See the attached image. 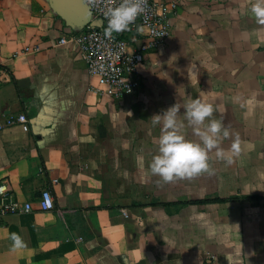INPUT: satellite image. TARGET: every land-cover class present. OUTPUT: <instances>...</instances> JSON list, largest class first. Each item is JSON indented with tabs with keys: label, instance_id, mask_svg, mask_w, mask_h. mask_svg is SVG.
I'll return each instance as SVG.
<instances>
[{
	"label": "crops",
	"instance_id": "0c3cea01",
	"mask_svg": "<svg viewBox=\"0 0 264 264\" xmlns=\"http://www.w3.org/2000/svg\"><path fill=\"white\" fill-rule=\"evenodd\" d=\"M154 1L169 34L146 52L137 86L112 98L92 89L73 43H56L82 26L83 0H0V122L28 119L26 130L0 127V180L31 203L0 215V264H264V26L248 12L254 0ZM195 98L246 151L230 166L213 153L211 176L160 182L149 168L160 134L151 117ZM45 187L53 209L38 207ZM13 232L26 248L11 251Z\"/></svg>",
	"mask_w": 264,
	"mask_h": 264
},
{
	"label": "clouds",
	"instance_id": "9594fccd",
	"mask_svg": "<svg viewBox=\"0 0 264 264\" xmlns=\"http://www.w3.org/2000/svg\"><path fill=\"white\" fill-rule=\"evenodd\" d=\"M148 12L147 0H120L118 5L107 0L104 15L107 19L106 36L130 31L131 25ZM257 25L264 26V0H254L248 9ZM183 107V119L179 114ZM217 109L212 103L200 98L191 99L184 105L174 104L162 113L151 117L153 127L160 125L156 141L157 151L149 164L150 172L160 182L173 183L192 180L200 175L214 174L211 161L214 158L230 166L246 151L239 133L231 131L222 119L214 118ZM131 114V113H130ZM190 128L196 139H189L186 129ZM231 139L229 148L223 146ZM11 251L26 248L27 242L18 233H11Z\"/></svg>",
	"mask_w": 264,
	"mask_h": 264
},
{
	"label": "built area",
	"instance_id": "2783aa9c",
	"mask_svg": "<svg viewBox=\"0 0 264 264\" xmlns=\"http://www.w3.org/2000/svg\"><path fill=\"white\" fill-rule=\"evenodd\" d=\"M90 12L89 20L78 29H70L57 39L56 43H73L84 60L88 72L97 78L92 89L119 98L132 91L138 83V66L146 52L163 42L169 34L165 11L158 10L154 0H147L148 12L140 16L130 31L106 36L107 19L104 15L107 0H83ZM118 5L120 0H113ZM91 88V86H90ZM24 112L8 114L0 127L19 123L22 129L28 128ZM38 207L43 210L54 208L51 191L43 188L38 197ZM29 201L20 202L10 197L8 185L0 180V215L9 212L28 211ZM126 214V211L123 210Z\"/></svg>",
	"mask_w": 264,
	"mask_h": 264
},
{
	"label": "trees",
	"instance_id": "16d2710c",
	"mask_svg": "<svg viewBox=\"0 0 264 264\" xmlns=\"http://www.w3.org/2000/svg\"><path fill=\"white\" fill-rule=\"evenodd\" d=\"M220 198L214 197V198H202V199H190V200H178V201H173L174 203L178 202H186V201H195V202H202V201H207V200H219Z\"/></svg>",
	"mask_w": 264,
	"mask_h": 264
},
{
	"label": "water",
	"instance_id": "95a60500",
	"mask_svg": "<svg viewBox=\"0 0 264 264\" xmlns=\"http://www.w3.org/2000/svg\"><path fill=\"white\" fill-rule=\"evenodd\" d=\"M86 8H87V7H86ZM87 11H88V12H87V16H86V18H85L83 24L86 23V22L89 20V18H90V12H89L88 8H87ZM83 24H82V25H83Z\"/></svg>",
	"mask_w": 264,
	"mask_h": 264
}]
</instances>
